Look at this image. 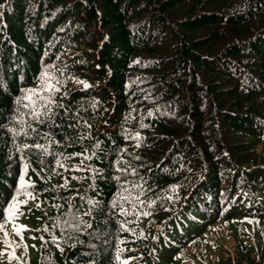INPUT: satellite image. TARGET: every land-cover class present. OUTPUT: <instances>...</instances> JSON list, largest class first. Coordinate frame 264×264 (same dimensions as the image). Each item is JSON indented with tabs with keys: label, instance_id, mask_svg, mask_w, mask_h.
Listing matches in <instances>:
<instances>
[{
	"label": "trees",
	"instance_id": "16d2710c",
	"mask_svg": "<svg viewBox=\"0 0 264 264\" xmlns=\"http://www.w3.org/2000/svg\"><path fill=\"white\" fill-rule=\"evenodd\" d=\"M12 204L33 241L9 264H179L188 243L264 264V0H0V223Z\"/></svg>",
	"mask_w": 264,
	"mask_h": 264
},
{
	"label": "rangeland",
	"instance_id": "374dc122",
	"mask_svg": "<svg viewBox=\"0 0 264 264\" xmlns=\"http://www.w3.org/2000/svg\"><path fill=\"white\" fill-rule=\"evenodd\" d=\"M171 26H174V25H171ZM24 216H20L18 218L22 219ZM18 224L22 225L24 228L29 227L27 224H24V223H18ZM216 227H217V230L215 229L209 230L205 232L203 236L209 238L208 243L211 245V242H213V240L220 239L219 235H223L221 236V239H220V240H223V248L225 251H227V253L231 251V253L229 254H232L234 250V243H235L234 238L232 236H228L227 238H224V235L228 234L227 223L226 224L218 223ZM0 238L4 240V242L3 241L0 242L1 244L0 245V264H9L8 258H9V255L12 253H16L17 256L30 257V254L28 252L31 248L33 240L26 236L16 235L13 231L12 224L4 223L3 225H0ZM179 239L183 240V244L186 243L185 236ZM199 251H205V247L199 244L194 245L193 243H188L187 247L184 246L182 248L175 249V253L178 255L180 259L179 264H192L191 256L195 252H199ZM166 254L168 255V253ZM210 257L215 258L213 254H210Z\"/></svg>",
	"mask_w": 264,
	"mask_h": 264
},
{
	"label": "snow or ice",
	"instance_id": "6c2138e0",
	"mask_svg": "<svg viewBox=\"0 0 264 264\" xmlns=\"http://www.w3.org/2000/svg\"><path fill=\"white\" fill-rule=\"evenodd\" d=\"M47 90L48 91L53 90V86L49 84ZM29 91L33 92V94H35L33 90H29ZM27 99L29 101H31L32 103L30 105L25 104L24 107L25 108L31 107V112L29 113V115L31 117H33L38 124L46 123V121L52 120L53 117H55L57 115V113L52 110L53 104L55 103L53 100H51V99L44 100L43 97H41L42 103H37L36 101H33L32 95H29L27 97ZM68 126L73 127L72 124H69ZM29 127L31 128V126H29ZM31 130L36 131L35 128H31ZM13 131H15V129H13ZM25 147H30V146L25 145ZM31 147H35L37 149H42L43 146L39 143H35V144L31 145ZM60 166L62 167L63 165H60ZM29 187H31V185H29ZM29 195H31V193H29ZM16 207H17L16 204H12L8 208L9 214L13 213L16 210ZM88 226L90 227L91 225H88ZM17 234L19 235V230L17 231ZM6 235H7V233H6Z\"/></svg>",
	"mask_w": 264,
	"mask_h": 264
},
{
	"label": "clouds",
	"instance_id": "9594fccd",
	"mask_svg": "<svg viewBox=\"0 0 264 264\" xmlns=\"http://www.w3.org/2000/svg\"><path fill=\"white\" fill-rule=\"evenodd\" d=\"M20 223H21V222H20ZM22 223H24V222L22 221ZM24 224H25V223H24ZM22 227H23V226L19 224V226H18L17 229H21ZM17 229L14 231L15 234L17 233L16 231H18ZM16 235H17V234H16Z\"/></svg>",
	"mask_w": 264,
	"mask_h": 264
}]
</instances>
